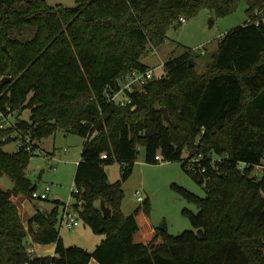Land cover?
Segmentation results:
<instances>
[{
	"label": "trees",
	"instance_id": "obj_1",
	"mask_svg": "<svg viewBox=\"0 0 264 264\" xmlns=\"http://www.w3.org/2000/svg\"><path fill=\"white\" fill-rule=\"evenodd\" d=\"M75 1L66 8L0 0V80L10 77L0 90V114L30 111L28 120L0 127V180L13 183L11 189L0 185V264H219L226 252L239 255L241 264H264V170L254 173L264 161V25L255 23L264 0H246L248 21L220 39L203 74L185 52L165 61V75L136 90L129 105L112 100L120 80L149 68L142 57L164 44L170 27L203 8L225 17L239 0ZM27 30L34 35L24 40ZM58 130L85 139L72 196L81 221L106 234L91 253L64 246L58 228L63 202L26 224L12 202L36 191L26 171L38 143ZM13 140L20 146L7 153ZM140 150L149 163H157L158 153L181 161L204 185L203 198L183 191L198 207L197 214L184 210L194 230L174 236L153 227L147 204L124 215L123 184ZM196 155L203 158L192 172L187 160ZM115 162L121 179L111 183L104 167ZM240 163L247 164L244 172ZM29 237L54 244L59 260H31Z\"/></svg>",
	"mask_w": 264,
	"mask_h": 264
},
{
	"label": "rangeland",
	"instance_id": "obj_2",
	"mask_svg": "<svg viewBox=\"0 0 264 264\" xmlns=\"http://www.w3.org/2000/svg\"><path fill=\"white\" fill-rule=\"evenodd\" d=\"M46 1L51 6L62 5L66 8H74L77 5L75 0ZM246 10V0H239L237 9L225 17H217L209 9L203 8L195 16L189 17L187 24L170 27L164 44L156 48V54L152 53L153 49L150 50L147 55L142 57V62L152 68L185 52H191L196 65V72L203 74L211 64L212 55L217 50L220 39L229 30L248 21L249 17ZM33 35L32 30H27L21 38L28 40ZM29 117L30 111L25 110L21 112L20 116L12 114L7 118L3 116L2 119L15 124L18 120H28ZM84 142L85 139L79 135L58 130L55 134L38 143V147L30 160L26 176L36 187L37 192L41 193L47 186L52 187V192L47 200H34L30 196L21 194L12 198V202L16 205L20 219L24 224L30 218L29 215L37 212H51L55 206L54 200L57 195L63 202L60 207L61 212L66 205L72 206L75 203L72 192L75 187V174L77 165L81 160ZM18 144L19 141L13 140L4 147V150L7 153H15ZM188 156L189 152L187 151L184 153V157ZM213 156L216 157V155ZM48 160L51 161V164ZM104 169L111 183L121 179V165L118 162L108 164ZM263 170L264 161L261 167L255 168L254 173ZM0 185L8 189L13 186V183L9 177L4 176L0 180ZM138 190L143 191L144 202L138 201L136 194ZM123 191L122 212L125 216H129L136 208L147 204L152 226L164 228L170 235L174 236L186 230H194L184 210H189L195 214L198 212L196 204L190 202L184 196L183 191L201 198L207 195L204 185H200L191 174L184 170L181 161L149 163L144 150H140L133 167V174L123 184ZM58 228L66 248L80 247L89 253L93 252L106 238V234L94 233L82 221L80 226L73 229L62 227L60 223ZM26 241L25 248L29 247L35 250L36 257L54 253V244H36L31 237L27 238ZM231 254V262L226 261L225 258H230ZM240 260L239 255L226 252L222 254L218 263L241 264ZM95 263L97 262L94 261L90 264Z\"/></svg>",
	"mask_w": 264,
	"mask_h": 264
},
{
	"label": "built area",
	"instance_id": "obj_3",
	"mask_svg": "<svg viewBox=\"0 0 264 264\" xmlns=\"http://www.w3.org/2000/svg\"><path fill=\"white\" fill-rule=\"evenodd\" d=\"M255 15L257 16V19L255 21L256 25H261V24L264 25V10H257L255 12ZM180 22H181V24H187L188 20L185 17H181ZM152 53L156 54V50L154 49L152 51ZM164 75H165L164 63H162L159 67L148 68L145 71L132 70L123 79L120 80L121 90L112 97V100L115 101V103H117L119 105H129V104H131L130 96L136 90H143L149 84V82L151 80L156 79V78H162ZM2 117H3V115L0 114V127L6 128V127L10 126V122L8 120H3ZM19 146H20V144H19ZM28 150H30V148H28ZM102 158L107 159L108 155L106 153H104L102 155ZM202 158L203 157L199 155L198 157L188 159L187 160L188 170L192 171V172L197 171L198 167L200 166V165H198V163L200 162V160ZM155 161L157 163H162L165 161V159L161 153H158V155L155 157ZM48 162L51 164L50 160H48ZM246 166H247V164L240 163L239 169L242 172H244V168ZM259 167H261V166H257V168H259ZM202 172H204V170H202ZM261 172H258L256 174L261 175L262 174ZM51 192H52V187L47 186L41 193L34 191L32 193L31 198L34 200H47L49 198V194ZM73 192H77L76 187H74ZM142 193H143L142 190H138L136 192L137 199L139 202H144V200H145ZM80 222H81V219L79 217V213L73 207V205L72 206L66 205L64 207L63 211L60 212L59 223L61 224L62 227L64 226L68 229H73V228L80 226ZM28 255H29L31 260H34L36 258H43V257L44 258L49 257L51 259H58L59 260V256L57 255L55 250H54V253H52L51 255L36 257L35 256V250L30 249L28 247ZM26 264H30V263H26ZM49 264H59V263L51 262Z\"/></svg>",
	"mask_w": 264,
	"mask_h": 264
},
{
	"label": "water",
	"instance_id": "obj_4",
	"mask_svg": "<svg viewBox=\"0 0 264 264\" xmlns=\"http://www.w3.org/2000/svg\"><path fill=\"white\" fill-rule=\"evenodd\" d=\"M176 27H178V25H175ZM4 49L5 50H7V48L6 47H4ZM10 81V77H4L3 79H1L0 80V90L2 89V87L6 84V83H8ZM163 112H164V117H165V119H166V121H170V117H169V114H168V111H167V109L166 108H164L163 109ZM55 201V200H54ZM101 210H102V212H103V215L105 216V217H110L111 216V210L109 209V208H107L106 206H105V204H101ZM162 229H164V228H162ZM26 247H28V245H26Z\"/></svg>",
	"mask_w": 264,
	"mask_h": 264
},
{
	"label": "crops",
	"instance_id": "obj_5",
	"mask_svg": "<svg viewBox=\"0 0 264 264\" xmlns=\"http://www.w3.org/2000/svg\"><path fill=\"white\" fill-rule=\"evenodd\" d=\"M162 63H165V62H162ZM159 65H160V64H159ZM159 65H157V66H155V67H159ZM150 67H151V66H150ZM150 67H149V68H150ZM12 187H13V186H12ZM12 187H11V188H12ZM11 188H8V189H11ZM4 189H6V188H4ZM55 201L62 202L61 198H60L58 195L55 197ZM55 206H56V204H55ZM55 206H54V207H55ZM60 207H61V206H60ZM53 209H54V208H53ZM25 210H26V209H25ZM26 212H27V210H26ZM27 213H28V212H27ZM33 215H34V214H33ZM33 215H29L30 218H31ZM94 261H95V260H92L91 262L94 263ZM91 262H90V263H91ZM95 264H98V263H95Z\"/></svg>",
	"mask_w": 264,
	"mask_h": 264
}]
</instances>
